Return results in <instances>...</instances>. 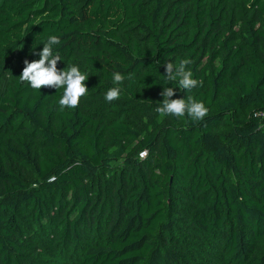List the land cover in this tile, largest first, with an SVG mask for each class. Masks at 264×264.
<instances>
[{
	"label": "trees",
	"instance_id": "trees-1",
	"mask_svg": "<svg viewBox=\"0 0 264 264\" xmlns=\"http://www.w3.org/2000/svg\"><path fill=\"white\" fill-rule=\"evenodd\" d=\"M50 35L75 109L19 80ZM0 264H264V0H0Z\"/></svg>",
	"mask_w": 264,
	"mask_h": 264
},
{
	"label": "clouds",
	"instance_id": "clouds-1",
	"mask_svg": "<svg viewBox=\"0 0 264 264\" xmlns=\"http://www.w3.org/2000/svg\"><path fill=\"white\" fill-rule=\"evenodd\" d=\"M61 40L56 35H50L43 48L39 52H34L39 56L38 60H24V68L19 76L21 82H27L32 89L40 91L42 88L63 89V94L58 101L59 110L75 109L79 106L82 97L88 93V87L85 81L88 76L81 72L76 65H70L67 69H59L58 62L61 57L58 52L54 51L55 46L59 45ZM191 61L183 59L178 65L167 62L164 65L166 81H178L180 88L185 91H191L193 88L202 84L193 78V73L187 70L186 66ZM125 77L120 72L112 74V80L115 85L123 83ZM121 95L120 87H112L105 94V100L109 103L118 100ZM160 95L164 98L161 106L156 108V112L161 116H175L182 118L186 114L195 122L203 121L208 115L209 109L202 101H198L191 96L184 98L172 99L175 95L173 87H164Z\"/></svg>",
	"mask_w": 264,
	"mask_h": 264
},
{
	"label": "rangeland",
	"instance_id": "rangeland-1",
	"mask_svg": "<svg viewBox=\"0 0 264 264\" xmlns=\"http://www.w3.org/2000/svg\"><path fill=\"white\" fill-rule=\"evenodd\" d=\"M120 161H113L112 164L116 165V164H119Z\"/></svg>",
	"mask_w": 264,
	"mask_h": 264
}]
</instances>
